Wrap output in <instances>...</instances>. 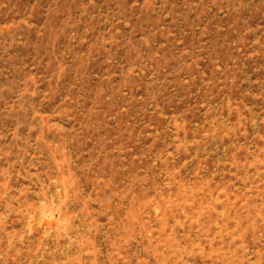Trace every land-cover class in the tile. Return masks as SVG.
<instances>
[{
    "label": "rangeland",
    "instance_id": "rangeland-1",
    "mask_svg": "<svg viewBox=\"0 0 264 264\" xmlns=\"http://www.w3.org/2000/svg\"><path fill=\"white\" fill-rule=\"evenodd\" d=\"M0 264H264V0H0Z\"/></svg>",
    "mask_w": 264,
    "mask_h": 264
}]
</instances>
